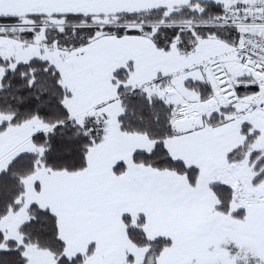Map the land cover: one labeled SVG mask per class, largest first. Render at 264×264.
<instances>
[{
    "label": "snow or ice",
    "instance_id": "obj_1",
    "mask_svg": "<svg viewBox=\"0 0 264 264\" xmlns=\"http://www.w3.org/2000/svg\"><path fill=\"white\" fill-rule=\"evenodd\" d=\"M0 264H264V0H0Z\"/></svg>",
    "mask_w": 264,
    "mask_h": 264
}]
</instances>
